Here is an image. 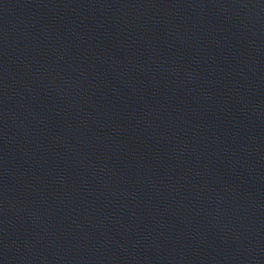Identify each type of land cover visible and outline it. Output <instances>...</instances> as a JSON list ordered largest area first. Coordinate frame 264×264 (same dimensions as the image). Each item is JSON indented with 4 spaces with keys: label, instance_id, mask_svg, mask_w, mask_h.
<instances>
[{
    "label": "water",
    "instance_id": "water-1",
    "mask_svg": "<svg viewBox=\"0 0 264 264\" xmlns=\"http://www.w3.org/2000/svg\"><path fill=\"white\" fill-rule=\"evenodd\" d=\"M0 264H264V0H0Z\"/></svg>",
    "mask_w": 264,
    "mask_h": 264
}]
</instances>
